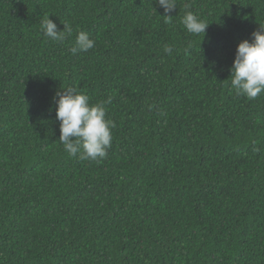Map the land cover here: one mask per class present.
Returning a JSON list of instances; mask_svg holds the SVG:
<instances>
[{
	"label": "trees",
	"instance_id": "1",
	"mask_svg": "<svg viewBox=\"0 0 264 264\" xmlns=\"http://www.w3.org/2000/svg\"><path fill=\"white\" fill-rule=\"evenodd\" d=\"M176 6L0 0V264H264V93L229 77L264 0ZM47 16L71 36L42 35ZM80 31L95 46L73 55ZM68 88L115 123L106 158L59 142Z\"/></svg>",
	"mask_w": 264,
	"mask_h": 264
},
{
	"label": "clouds",
	"instance_id": "2",
	"mask_svg": "<svg viewBox=\"0 0 264 264\" xmlns=\"http://www.w3.org/2000/svg\"><path fill=\"white\" fill-rule=\"evenodd\" d=\"M163 9L162 16L170 20L176 9V0H153ZM186 31L192 34L206 32L208 23L197 15L187 11L181 18ZM59 30L57 24L47 16L41 21L42 35L52 41H64L72 34V28L63 24ZM95 41L87 32L76 35L75 44L70 48L73 55L87 52L94 48ZM173 47L164 46V52L173 53ZM230 85L235 93L248 99H255L264 93V25L254 30L251 39L241 40L236 48L235 57L229 69ZM56 103V120L60 127L59 142L71 157L82 160L98 161L108 155L112 144V129L115 123L106 118V109L102 104L90 103L87 94L74 89H61L54 97Z\"/></svg>",
	"mask_w": 264,
	"mask_h": 264
}]
</instances>
